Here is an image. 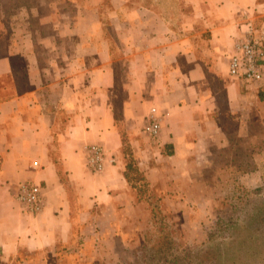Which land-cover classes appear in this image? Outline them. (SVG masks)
<instances>
[{"label":"crops","instance_id":"crops-1","mask_svg":"<svg viewBox=\"0 0 264 264\" xmlns=\"http://www.w3.org/2000/svg\"><path fill=\"white\" fill-rule=\"evenodd\" d=\"M246 20L264 28V0H0V261L69 264L56 248L70 251L77 224L83 238L73 264H90L96 245L87 232L102 231L98 210L116 216L128 190L116 101L137 154L155 107V150L170 149L184 168L214 165L227 144L208 73L220 75L234 119L238 108L248 113L239 127L263 123L262 86L227 75ZM90 144L105 151L98 173L85 168ZM26 182L42 188L36 214L17 199Z\"/></svg>","mask_w":264,"mask_h":264},{"label":"rangeland","instance_id":"rangeland-1","mask_svg":"<svg viewBox=\"0 0 264 264\" xmlns=\"http://www.w3.org/2000/svg\"><path fill=\"white\" fill-rule=\"evenodd\" d=\"M253 85L263 86L264 80ZM238 109L237 114L242 118L232 122L230 130H225L227 134L236 136L240 119L244 120L245 115H248L242 108ZM238 132L241 133V137L230 136L234 143L241 144L242 139L244 143L252 142L256 136L262 134L264 136V122L249 121L248 125L243 124ZM217 138L221 140L222 145L226 143L223 136L222 139L220 136ZM140 144L144 145L146 151L137 154L132 148V158L137 162L141 173H146L151 179L157 180L154 186L157 187L158 200L153 205L152 213L155 216L151 218L150 224L143 220L137 221L134 216L128 215L126 220L123 218L114 220L118 226H123V237L133 242V247L127 250L124 257L125 261L131 264H204L203 252L213 250L214 246L222 247L225 242L217 237L209 240L206 235L213 230V223L218 214L216 199L225 197L228 199L227 202L236 204V201L241 199L240 208H237L232 216L237 221L245 222L252 217L251 211L256 204H264V149L253 154L255 163L253 171L241 175L229 170L215 172V176L222 181L215 184L212 171L196 165L189 168L174 165L176 161L155 150L156 142L151 138L143 136ZM220 160L221 155L216 158L215 164L218 165ZM165 181L171 183L165 184ZM138 184L139 182L135 183ZM112 218L105 213L99 223L100 226L105 227ZM165 233L175 244L172 253L167 255L165 260H148L146 250L140 246L148 247L156 241V237ZM254 239L251 243L238 245L235 252L236 246L226 248L224 251L240 256L236 264H264V260L257 259L259 253L250 256V252L258 251L262 247L260 238L255 236Z\"/></svg>","mask_w":264,"mask_h":264},{"label":"trees","instance_id":"trees-1","mask_svg":"<svg viewBox=\"0 0 264 264\" xmlns=\"http://www.w3.org/2000/svg\"><path fill=\"white\" fill-rule=\"evenodd\" d=\"M207 78L212 92L216 93V99L220 108L221 120L218 122L222 125L224 130L229 131L232 122L236 121L234 119L236 115L232 114L227 106L226 94L223 88L224 84L218 73H208ZM257 98L260 102L264 100V85L262 88L260 87L258 89ZM113 115L114 125L118 130L121 141L119 161L120 164L123 165V177L127 183L128 190L123 197V201L115 207L116 216H112L113 218L108 221V224L105 227H102V231H100L97 236L87 232L88 236L94 240V244L96 245V251L93 252L91 256H88L87 261H89L90 264H131L130 262L125 261L124 257L127 250L133 247V242L127 240L126 237H123V226H118L114 220L121 218L125 219L128 215L129 217L134 216L137 221L143 220L150 224L151 218L155 216L152 213V208L158 200V196L156 195L157 187L154 186V183L157 180L155 181L151 179L146 173H141L137 162L133 161L131 153L132 147L122 120L121 105L119 101H116L113 104ZM241 128L242 126L237 127L236 136L234 134H229L227 137L226 146L220 150L222 160H220L218 165L202 166L204 170L212 171V177L214 182H216L215 184H217V182H222L218 176H215V172L229 170L241 175L255 169L253 154L264 149V136L263 134L262 136H256L255 140L252 142L250 141L249 143L247 141V143H244V140L242 139L243 142L241 144H236L232 141V137L230 136L234 135L235 137L238 136V138L241 137L237 134L238 130ZM162 153L167 156L171 154V151L169 149V151H163ZM58 172L61 174L60 168H58ZM136 182H139V184L135 185ZM170 183V181H165V184ZM211 187H213V184ZM216 200V210L218 214H216L213 223V230L206 233V235L209 240H214L217 237L223 239L225 242L222 247L214 246L213 250H205L203 252L202 260L205 262L204 264H220V262H223L222 264H224V262H226V264H236L240 256L235 254L231 255V252L224 250L236 246V249L234 250L235 252L238 245L251 243L255 240V236L260 238L259 240L261 241L262 247L258 251L249 250L252 251L250 252V256L259 253L257 259L264 260V204H256L251 211L252 217L245 222L237 221L235 217L232 216V214L235 213V210L240 208L241 199L236 201L237 204L227 202L228 199L225 197H220ZM104 212L107 213V211ZM164 212L167 213L165 210ZM105 213L103 215V208L98 210V216L101 218L105 216ZM107 215L109 214L107 213ZM73 234L76 238V242L70 243V251H66V248H56V252H58L57 256L59 258H66L69 264L79 261L77 255L78 247L82 242L83 234L81 232V227L77 224L73 228ZM155 239L156 241L151 245H148V247L140 246V248L146 250V257L148 260H165L167 258L166 256L172 253L175 244L168 238L166 233ZM49 255L50 253L47 251L43 253V256L46 258H48Z\"/></svg>","mask_w":264,"mask_h":264},{"label":"built area","instance_id":"built-area-1","mask_svg":"<svg viewBox=\"0 0 264 264\" xmlns=\"http://www.w3.org/2000/svg\"><path fill=\"white\" fill-rule=\"evenodd\" d=\"M246 27L241 35L233 40L232 51L227 59V75L244 84H257L264 80V28H256L251 20L244 22ZM162 114L151 107L144 117L142 132L148 138H155L160 131ZM105 151L98 144L87 145L83 152L85 168L93 173L103 169ZM110 162L114 161L110 157ZM17 199L22 210L28 214L38 213L43 206L40 185L20 183L17 185Z\"/></svg>","mask_w":264,"mask_h":264}]
</instances>
